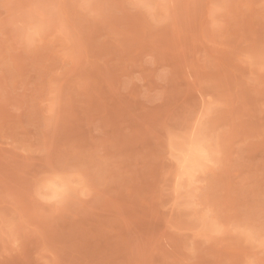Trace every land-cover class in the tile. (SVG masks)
Returning a JSON list of instances; mask_svg holds the SVG:
<instances>
[{"label": "rangeland", "instance_id": "1", "mask_svg": "<svg viewBox=\"0 0 264 264\" xmlns=\"http://www.w3.org/2000/svg\"><path fill=\"white\" fill-rule=\"evenodd\" d=\"M0 264H264V0H0Z\"/></svg>", "mask_w": 264, "mask_h": 264}]
</instances>
